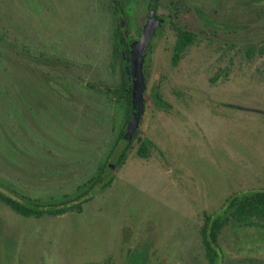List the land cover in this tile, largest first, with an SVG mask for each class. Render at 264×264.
<instances>
[{
    "label": "rangeland",
    "instance_id": "rangeland-1",
    "mask_svg": "<svg viewBox=\"0 0 264 264\" xmlns=\"http://www.w3.org/2000/svg\"><path fill=\"white\" fill-rule=\"evenodd\" d=\"M108 2L0 0L5 195L72 198L106 160L124 116ZM118 2L122 31L137 40L150 2ZM263 8L264 0H158L167 23L145 52L144 109L123 164H107L80 214L26 219L0 204V264H207L203 216L233 194L264 189V56L244 55L264 39ZM176 29L197 40L173 66ZM140 140L153 145L148 159L136 155ZM218 246L220 264H264V229L232 222Z\"/></svg>",
    "mask_w": 264,
    "mask_h": 264
},
{
    "label": "trees",
    "instance_id": "trees-1",
    "mask_svg": "<svg viewBox=\"0 0 264 264\" xmlns=\"http://www.w3.org/2000/svg\"><path fill=\"white\" fill-rule=\"evenodd\" d=\"M116 2L118 7H120L118 0H116ZM110 13L114 19L110 40V70L112 75L117 78L118 82L115 88V94L117 95L116 101L121 102L124 106L122 124L117 129L118 131L115 135L114 143L110 147L109 154L103 165L99 167L97 176L90 178L85 184L77 187L76 195L72 198L68 199V196H64L65 199L59 202L41 203L40 201H31V199L27 197H24L23 201H18L0 192V204L6 206L13 213L23 218H56L67 213L80 214L83 207L91 201V198L87 197L89 191L93 190L95 185L104 181V177H106L107 174V164L114 161L115 168H119L123 164L127 152L138 135L137 128L129 141L126 142L124 139L130 122L131 113V93L127 76L128 64L124 60V56H128L129 44L122 38L121 30L119 25H117L116 10ZM261 15H264V8L259 10L258 16ZM212 23L213 21L211 20L206 24L207 31L209 32H211ZM176 30L175 41L171 50V64L173 66L178 64L185 52L193 46L197 40V35L192 32L183 29ZM2 38L4 40L5 35L1 37V40ZM244 55L248 61H251L255 57H263L264 39L261 40L258 45L250 44L245 46ZM219 74H221V71ZM98 91L101 92L100 90ZM154 99L157 107L161 108V105H164L158 93H155ZM118 149L121 150V153L118 158L114 160L112 156ZM152 149L153 145L149 140H140L136 155L140 159H148ZM109 185L110 181L106 182L103 188ZM232 222L239 227L264 229V189L233 194L225 200L220 209V213L203 216L202 225L199 229V236L207 264H220L221 254L218 246V237L222 230Z\"/></svg>",
    "mask_w": 264,
    "mask_h": 264
},
{
    "label": "water",
    "instance_id": "water-1",
    "mask_svg": "<svg viewBox=\"0 0 264 264\" xmlns=\"http://www.w3.org/2000/svg\"><path fill=\"white\" fill-rule=\"evenodd\" d=\"M158 0H152V9L150 15L147 18L146 24L140 37L134 41L129 47L128 56V81L130 83L131 90V113L130 122L125 134V141H129L134 131L138 128L144 109V91H145V78L143 75V63L145 52L149 46L151 39L154 37L156 31L161 27L160 20L155 16V10ZM114 3L116 12L117 6ZM122 29V25H121ZM108 169H112L108 166Z\"/></svg>",
    "mask_w": 264,
    "mask_h": 264
},
{
    "label": "flooded vegetation",
    "instance_id": "flooded-vegetation-1",
    "mask_svg": "<svg viewBox=\"0 0 264 264\" xmlns=\"http://www.w3.org/2000/svg\"><path fill=\"white\" fill-rule=\"evenodd\" d=\"M149 2H150V4H149V9H148V12H147V17H146V20H145V23H144V25H143V27H142V31H143V28H144V26H145V24H146V21H147V18H148V16L150 15V12H151V9H152V0H149ZM109 4H108V11L109 12H111V11H115V9H114V3H113V1L112 0H109V2H108ZM115 3H116V5H117V9H118V11L115 13L116 14V20H117V23L119 24V28H120V30H121V33H122V38L125 40V41H127V43L129 44V47H130V45L134 42V41H136V40H130V39H127V37L124 35V33L125 32H123L122 31V29H121V25H123V24H126V17H125V9H124V6L121 8V6L120 7H118V4H117V2H116V0H115ZM157 8H158V1H157V6H156V10H155V16L160 20V22H161V27L158 29V30H160L166 23H167V19H164L163 17H161V16H158L156 13H157ZM209 21H211L209 18H207V20L205 21V22H203V25L204 26H206V24L207 23H209ZM142 31H141V33H142ZM157 32V31H156ZM141 33H140V35H141ZM140 35H139V37H140ZM152 40V39H151ZM151 42V41H150ZM150 44V43H149ZM128 56H129V51H128ZM128 56L127 57H125L124 56V60H125V62L128 64ZM144 64V63H143ZM142 72H143V70H142ZM130 84V83H129ZM130 93H131V90H130Z\"/></svg>",
    "mask_w": 264,
    "mask_h": 264
}]
</instances>
